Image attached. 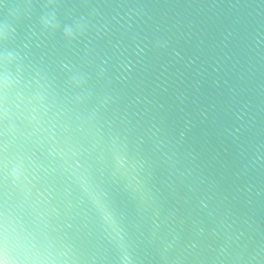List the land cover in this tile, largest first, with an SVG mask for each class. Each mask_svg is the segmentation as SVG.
<instances>
[{"label": "water", "instance_id": "95a60500", "mask_svg": "<svg viewBox=\"0 0 264 264\" xmlns=\"http://www.w3.org/2000/svg\"><path fill=\"white\" fill-rule=\"evenodd\" d=\"M0 259L264 264V0H0Z\"/></svg>", "mask_w": 264, "mask_h": 264}, {"label": "clouds", "instance_id": "9594fccd", "mask_svg": "<svg viewBox=\"0 0 264 264\" xmlns=\"http://www.w3.org/2000/svg\"><path fill=\"white\" fill-rule=\"evenodd\" d=\"M0 264H7V261L4 259H0Z\"/></svg>", "mask_w": 264, "mask_h": 264}]
</instances>
